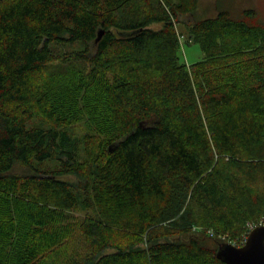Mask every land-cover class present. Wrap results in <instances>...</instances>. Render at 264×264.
<instances>
[{
  "label": "trees",
  "instance_id": "16d2710c",
  "mask_svg": "<svg viewBox=\"0 0 264 264\" xmlns=\"http://www.w3.org/2000/svg\"><path fill=\"white\" fill-rule=\"evenodd\" d=\"M196 1L0 0V264H225L264 220V21L187 65Z\"/></svg>",
  "mask_w": 264,
  "mask_h": 264
},
{
  "label": "rangeland",
  "instance_id": "374dc122",
  "mask_svg": "<svg viewBox=\"0 0 264 264\" xmlns=\"http://www.w3.org/2000/svg\"><path fill=\"white\" fill-rule=\"evenodd\" d=\"M227 10L233 17H239L246 8H252L257 11L260 19L264 21V0H197L195 10L189 14L180 16V22L177 23V29L181 34L180 56L187 65L202 58V51L197 43L187 42L188 23L193 22L201 17H213L217 14L218 9ZM160 23H152L150 27L158 28ZM81 126L76 124L75 127ZM84 126H81V129ZM80 128H78L79 130ZM239 246V242H236Z\"/></svg>",
  "mask_w": 264,
  "mask_h": 264
},
{
  "label": "water",
  "instance_id": "95a60500",
  "mask_svg": "<svg viewBox=\"0 0 264 264\" xmlns=\"http://www.w3.org/2000/svg\"><path fill=\"white\" fill-rule=\"evenodd\" d=\"M102 33V30L98 32L96 41ZM216 257L225 264H264V225L250 230L242 245L223 242L219 245Z\"/></svg>",
  "mask_w": 264,
  "mask_h": 264
},
{
  "label": "built area",
  "instance_id": "2783aa9c",
  "mask_svg": "<svg viewBox=\"0 0 264 264\" xmlns=\"http://www.w3.org/2000/svg\"><path fill=\"white\" fill-rule=\"evenodd\" d=\"M258 225H264V220H260L259 222L257 223H247V228H248V232L247 234L244 236L243 240H242V243L240 245H242L245 240H246V237L249 233L250 230H252L254 227L258 226Z\"/></svg>",
  "mask_w": 264,
  "mask_h": 264
}]
</instances>
